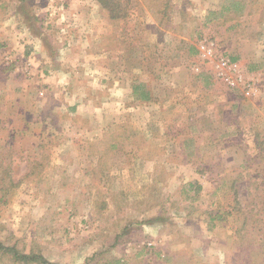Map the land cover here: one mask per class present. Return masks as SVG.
Wrapping results in <instances>:
<instances>
[{"label":"rangeland","instance_id":"374dc122","mask_svg":"<svg viewBox=\"0 0 264 264\" xmlns=\"http://www.w3.org/2000/svg\"><path fill=\"white\" fill-rule=\"evenodd\" d=\"M97 3L0 0V168L20 181L0 243L53 264H264V108L248 103L264 68L245 72L237 26L224 46L217 24L240 3L128 0L118 19ZM0 264L44 263L0 250Z\"/></svg>","mask_w":264,"mask_h":264},{"label":"crops","instance_id":"0c3cea01","mask_svg":"<svg viewBox=\"0 0 264 264\" xmlns=\"http://www.w3.org/2000/svg\"><path fill=\"white\" fill-rule=\"evenodd\" d=\"M235 1L240 3L239 7L241 9L238 11L239 13L235 9H231L226 6L223 7L222 5L224 4L220 5L221 8L227 10L222 16L219 17V20L217 21V24L222 28H224L223 30L224 35L222 36L221 41L222 43H224V46H230L229 44L230 36L227 35L226 29L227 27L231 26V22H233L234 25L237 26L234 32L235 34L233 39L234 49H235V54H233L234 55L233 59L238 60L240 62L243 69L246 70L245 72H247L250 75H254V73L259 68L261 69L264 68L261 63L262 62L261 57L263 56L264 59V54L262 53L254 54V50L258 51L256 50V46H259L264 42V17L261 16L260 14L256 15L255 12H257V10L264 12V9L258 8V6L256 5V0H235ZM97 5H99V3H97ZM211 11L212 9L208 8L207 13ZM254 15H256L257 18ZM151 24L152 25L155 24V21L151 22ZM155 25H157V22ZM246 40H248V42ZM250 58H252V61L250 60ZM114 85L118 86L117 83ZM211 95H214V93L209 94V96ZM212 97L213 98L216 97L220 103L227 102L225 101L227 99L221 93ZM248 103L251 105L252 103L253 105L256 104L257 110L259 109L261 112V109L264 108V95L260 96V100L257 99L254 102L253 101L250 102L248 100ZM216 264H221V263L219 261Z\"/></svg>","mask_w":264,"mask_h":264},{"label":"trees","instance_id":"16d2710c","mask_svg":"<svg viewBox=\"0 0 264 264\" xmlns=\"http://www.w3.org/2000/svg\"><path fill=\"white\" fill-rule=\"evenodd\" d=\"M124 0H98V3L100 7L108 11L110 18L112 19H118L122 16H125L126 14V4L128 3V0H126L124 3ZM125 10V11H124ZM121 11V12H120ZM150 54L144 55V58H148ZM136 87L133 88V91H135ZM148 96L144 95V98L149 99L152 95L150 94L149 90ZM141 96V95H140ZM142 99L143 96L141 97ZM264 143V141H262ZM9 165L2 166L0 168V204L4 203L7 200V196L11 194V191L19 185V180H14L11 173H10ZM30 172H27L25 175H29ZM199 187V186H197ZM238 203V202H237ZM235 210H238L239 213H243L240 210H242L240 204L238 203L236 207H234ZM245 223V222H244ZM244 227V226H243ZM238 231V230H237ZM236 231V232H237ZM0 250L3 251H9L11 253L12 258L15 261L18 260H24V261H30L35 260L36 263H44V264H53L50 262H47L44 260V258L41 256H37L35 254H23L19 252V250L15 249L14 246H4L0 243ZM253 264V262H251ZM260 264V263H259Z\"/></svg>","mask_w":264,"mask_h":264},{"label":"built area","instance_id":"2783aa9c","mask_svg":"<svg viewBox=\"0 0 264 264\" xmlns=\"http://www.w3.org/2000/svg\"><path fill=\"white\" fill-rule=\"evenodd\" d=\"M203 54H199L205 59L212 60L216 57L215 64L213 63L212 72L215 76L221 79L225 84L238 88L242 95L246 98L253 97L258 90V85L253 78H248L242 71L240 64L230 58L212 54V49L205 45H201Z\"/></svg>","mask_w":264,"mask_h":264}]
</instances>
